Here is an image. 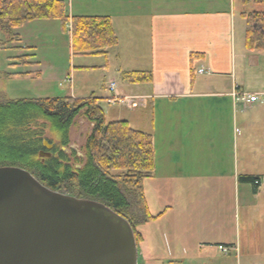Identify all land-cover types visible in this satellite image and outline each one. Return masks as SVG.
I'll use <instances>...</instances> for the list:
<instances>
[{
    "label": "crops",
    "instance_id": "obj_1",
    "mask_svg": "<svg viewBox=\"0 0 264 264\" xmlns=\"http://www.w3.org/2000/svg\"><path fill=\"white\" fill-rule=\"evenodd\" d=\"M67 1L70 17L112 20L118 44L107 54L86 55L101 58L100 66L82 67L105 70L104 92L107 83L116 81L113 76L123 80L125 72L133 71L153 75L145 85L116 81L121 96L139 103L134 109L125 106L128 115L117 121H128L135 130L151 134L154 144L158 133L155 172L161 169V181L177 186L178 211L166 203L156 214L142 190L145 217H160L143 223L146 234L138 247L139 264H214L223 258L219 246L231 247L237 264L243 255L253 254V264H264V184L248 192L240 180L242 176L264 180V52L246 47L247 22L242 15L246 11L236 12L231 0L185 2L192 9L177 8L176 0ZM241 4L247 5L244 0ZM19 32L20 41H27ZM25 48L36 49L30 43ZM25 55L32 56L18 64L40 66L35 54ZM6 78L35 82L45 76L41 70H30ZM239 93L257 95L259 101L243 104L235 98ZM252 213L255 219L248 226ZM248 233L254 240L244 242L243 234ZM158 241L159 247H166L167 260L157 252Z\"/></svg>",
    "mask_w": 264,
    "mask_h": 264
},
{
    "label": "trees",
    "instance_id": "obj_2",
    "mask_svg": "<svg viewBox=\"0 0 264 264\" xmlns=\"http://www.w3.org/2000/svg\"><path fill=\"white\" fill-rule=\"evenodd\" d=\"M244 2L248 4L250 0ZM253 2L264 5V0ZM242 15L247 22V49L264 52V11ZM38 20H59L62 29L71 33L74 55H104L118 44L110 17H70L65 0H0V23L17 40L20 39L15 30ZM31 56H19L18 63H27ZM122 77L139 85L153 80L150 72L143 71L125 72ZM99 101L95 96H69L0 103V166L25 169L52 190L67 189L72 196L104 203L129 220L139 245L142 237L128 217V196L141 197L145 179L153 177L154 139L151 134L132 128L128 121L107 123ZM79 116L93 127L84 146V160L60 150L61 146H68L70 128ZM49 130L59 145L53 143L51 156L42 159L39 153L44 150L43 138ZM240 180L255 190L260 183V178L253 176H242ZM159 217L150 216L148 220Z\"/></svg>",
    "mask_w": 264,
    "mask_h": 264
},
{
    "label": "water",
    "instance_id": "obj_3",
    "mask_svg": "<svg viewBox=\"0 0 264 264\" xmlns=\"http://www.w3.org/2000/svg\"><path fill=\"white\" fill-rule=\"evenodd\" d=\"M0 264H139V248L131 223L104 203L0 166Z\"/></svg>",
    "mask_w": 264,
    "mask_h": 264
},
{
    "label": "rangeland",
    "instance_id": "obj_4",
    "mask_svg": "<svg viewBox=\"0 0 264 264\" xmlns=\"http://www.w3.org/2000/svg\"><path fill=\"white\" fill-rule=\"evenodd\" d=\"M66 3L68 2L65 0ZM195 0H176L177 8L179 9H188L191 6H185V2L190 5L193 4ZM197 1V0H196ZM204 1V0H199ZM226 0H218V2H224ZM242 0H231V2L235 5L236 12L246 11V13H251L253 11H264V5L255 4L253 1H250L247 5L241 4ZM207 3L210 7L212 5L211 2H204L203 5ZM182 6V7H180ZM199 6L202 7L199 2ZM69 5L67 3L68 13H70ZM171 6H169L170 8ZM23 34L27 37V41H20L14 38V34L8 32V30L4 27L3 24L0 23V103H5L9 101H18L22 99H32L39 100L45 98H62L74 96V98H88L94 92L95 96L100 99V106L104 110V115L106 122H113L117 120H125L124 118L128 115V110L124 108L121 104L110 105L108 104L105 93L103 91L104 84L101 83L105 74V70H101L100 68H94L85 70L82 67L86 65L89 66H100L99 61H102L101 58H97L98 56H86L82 54L74 55L71 49L70 36L68 31L62 30V25L59 20H48V21H33L30 24L26 25L22 28V30H15V33ZM30 43L31 46H34L36 49L33 52L30 48H25V45ZM33 52V53H32ZM25 54H35V61L40 63L34 64V68L26 67L24 65L18 64V56ZM18 64V65H17ZM38 67V68H37ZM36 68V69H35ZM33 71V70H41L45 78L43 80L33 82L31 78H16L7 80L8 74L19 73L23 71ZM87 76V78H86ZM117 82L123 84L122 78H117L113 76ZM72 80V83H68V80ZM107 82L110 80V75L107 76ZM111 81L110 83L116 82ZM107 83V88L109 84ZM117 84V83H116ZM73 94V95H72ZM106 96H110L109 92L106 93ZM121 116V117H120ZM120 118V119H117ZM93 127L91 123H89L84 117H77L73 125L69 131V144L67 147H60L64 153L69 156L72 154H76L80 158L84 160V146L87 140L88 135L92 131ZM52 143H51V142ZM57 144L59 145V140L56 137L51 136L50 130L45 132V136L43 138V144L51 148V145ZM159 137L158 133L156 135V143L155 148L157 152V161L159 156ZM40 155V153H39ZM42 158V157H41ZM158 165V163H157ZM81 165L78 164L77 167ZM162 170L160 169L157 172H154L153 177L145 179L143 183V187L145 189V199L146 203L152 212V214H156L159 212L161 206L166 203L173 204V208L175 211H178V208L175 207V199L176 195V185H167L161 181L162 178ZM246 185V190H254L251 184L242 183ZM264 187V186H263ZM169 188V189H168ZM62 193H68L67 189L61 191ZM69 194V193H68ZM251 193L248 194V197ZM129 200V210L128 217L134 222L136 225L137 231L143 237L145 232V226L143 225L145 219L148 220L143 212V203L139 196L130 195L128 196ZM204 200V198H203ZM251 206V204H249ZM250 209V208H249ZM163 209H161L162 211ZM126 215V213H125ZM250 215V214H249ZM249 220H247V224L251 223V220L255 219L254 213L251 214ZM127 216V215H126ZM248 219V218H247ZM128 220V219H127ZM170 220L172 217H170ZM129 221V220H128ZM146 222V221H145ZM177 221L173 222L176 224ZM181 223V222H180ZM179 223V226H180ZM181 225V227H183ZM157 230L156 233L159 234V224L156 225ZM250 240H254V238L243 234V241L249 242ZM142 239L139 245H142ZM138 245V246H139ZM158 254H161L166 260V247H159L158 241ZM221 259L226 260H215L212 263L220 262L221 264H237L235 254L231 253L228 255L221 254ZM232 258V263L230 259ZM207 263L209 259H206ZM213 260V259H212ZM264 260V257L261 258ZM252 261H256V255L253 254L249 257L242 256L239 264H253ZM149 264H167V263H149ZM188 264V263H187ZM192 264V263H190Z\"/></svg>",
    "mask_w": 264,
    "mask_h": 264
},
{
    "label": "built area",
    "instance_id": "obj_5",
    "mask_svg": "<svg viewBox=\"0 0 264 264\" xmlns=\"http://www.w3.org/2000/svg\"><path fill=\"white\" fill-rule=\"evenodd\" d=\"M201 72H203V70H201ZM107 91L109 92L110 96L107 97L106 100L110 105L121 104L122 106H126L131 109L136 108L139 105L137 99L135 98L122 97L118 92L117 84L115 82L109 84ZM235 98L237 101L246 105H252L259 101V97L257 95H249L246 93L235 94ZM219 250L224 254H228L230 252L228 247L221 246L219 247Z\"/></svg>",
    "mask_w": 264,
    "mask_h": 264
},
{
    "label": "flooded vegetation",
    "instance_id": "obj_6",
    "mask_svg": "<svg viewBox=\"0 0 264 264\" xmlns=\"http://www.w3.org/2000/svg\"><path fill=\"white\" fill-rule=\"evenodd\" d=\"M43 148H44V150H41L40 151V153H44V154H47V153H51L52 154V152L55 150V147H54V145H52V147L49 149V148H46L45 146H44V144H43ZM50 157V156H49ZM49 157H42V159H44V158H49Z\"/></svg>",
    "mask_w": 264,
    "mask_h": 264
}]
</instances>
